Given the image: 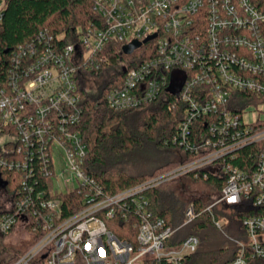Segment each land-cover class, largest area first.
I'll return each instance as SVG.
<instances>
[{
	"label": "built area",
	"instance_id": "1",
	"mask_svg": "<svg viewBox=\"0 0 264 264\" xmlns=\"http://www.w3.org/2000/svg\"><path fill=\"white\" fill-rule=\"evenodd\" d=\"M93 10L98 21L77 28L73 40L40 31L0 70V233L20 224L30 237L41 234L0 264H186L200 242L178 232L197 217L193 205L173 227L154 214L146 192L192 174L224 180L207 210L224 204L251 213L246 241L231 239L240 247L231 264H249L247 252L264 259V0H93ZM4 11L0 0V22ZM134 41L137 50L151 42L145 50L154 53L136 67L119 61L126 73L106 102L120 111L173 97L184 117L172 142L193 159L107 195L85 170L80 85L110 65L112 42L123 52ZM250 146L256 161L238 165ZM59 155L61 177H69L52 187ZM65 196H73L68 214Z\"/></svg>",
	"mask_w": 264,
	"mask_h": 264
},
{
	"label": "trees",
	"instance_id": "2",
	"mask_svg": "<svg viewBox=\"0 0 264 264\" xmlns=\"http://www.w3.org/2000/svg\"><path fill=\"white\" fill-rule=\"evenodd\" d=\"M98 18L99 15L93 10V0H5V11L0 22V70L18 45L31 41L40 31H47L55 38L65 35V42H68L74 39L73 33L77 28L95 24ZM149 46L152 47L151 42L133 55H126L116 42H112L106 52L111 63L95 76L100 80L96 92L89 90L86 83L80 85L83 113L79 130L88 149L85 170L107 195L132 188L181 162L193 159L172 142L184 117V106L173 97L168 101L160 97L147 105L120 111L111 109L106 102L107 93L122 82L126 73L118 66L119 61L130 63L129 68L136 67L154 53L149 54L145 50ZM254 150V146L242 150L236 163L239 165L243 160L254 163ZM185 178L195 184H206L210 190L209 197L187 201L178 189H174L176 187L170 186ZM172 183L149 190L146 195L151 199L154 214L163 217L173 227L184 222L186 208L193 205L197 217L178 232V239L193 235L200 242L186 264L233 263L240 247L231 239L246 241L243 219L251 213L224 204L207 210L225 185L220 178L209 175L203 179L201 175L196 179L192 174ZM15 188L16 185H12L10 189ZM72 198H63V208L67 214L71 210ZM213 217L223 223L221 229L217 228ZM117 234L122 237L118 231ZM40 237L41 234L32 235L27 246L19 251L20 254ZM6 238L0 233V255L8 251ZM246 256L249 264H264V259L251 258L248 252ZM43 262L40 258V263Z\"/></svg>",
	"mask_w": 264,
	"mask_h": 264
},
{
	"label": "rangeland",
	"instance_id": "3",
	"mask_svg": "<svg viewBox=\"0 0 264 264\" xmlns=\"http://www.w3.org/2000/svg\"><path fill=\"white\" fill-rule=\"evenodd\" d=\"M181 71H175L172 75L173 81H172V89L174 91L178 90V82L181 81L182 77ZM94 79H88L86 81V87L89 90H92L96 92L97 88L99 87L100 80L97 77H93ZM177 84H176V83ZM251 118V117H250ZM177 153L176 151H174ZM173 152V154H175ZM175 155H178L175 154ZM54 166H55V176L51 180V186L52 187H59L58 183L63 186L64 179L69 177V174L65 173L64 177H61L62 172H64V158L59 156H56L54 159ZM189 178H185L182 181H179L177 183H172L170 186L176 187L174 189H178V191L185 197L187 201H190L194 198H206L210 195V190H208L206 184L204 183H198L195 184L191 180H188ZM16 184L15 181H13V185ZM180 184L182 187H180ZM173 189V190H174ZM68 189L66 187L62 188V191H67ZM188 208V207H187ZM186 208V209H187ZM223 224V223H222ZM30 236L27 233V231H24V229L18 225L15 232L7 236L5 239V244L8 247V251H6L5 256L4 254L0 255L7 257L8 261L12 260L14 257L21 255L20 250H23L27 244L30 241Z\"/></svg>",
	"mask_w": 264,
	"mask_h": 264
},
{
	"label": "water",
	"instance_id": "4",
	"mask_svg": "<svg viewBox=\"0 0 264 264\" xmlns=\"http://www.w3.org/2000/svg\"><path fill=\"white\" fill-rule=\"evenodd\" d=\"M156 35L150 37L149 39H152L154 38ZM149 39H146L144 41V43H146ZM142 43L138 42V41H134L133 43L129 44V45H126L123 47V52L126 54V55H131L132 53H134V51H136L140 46H141ZM0 186L2 187H5L6 186V183L4 181H2L1 179V175H0Z\"/></svg>",
	"mask_w": 264,
	"mask_h": 264
}]
</instances>
